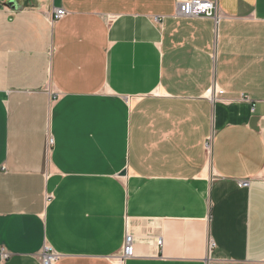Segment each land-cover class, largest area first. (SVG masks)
I'll return each mask as SVG.
<instances>
[{
	"label": "crops",
	"instance_id": "crops-1",
	"mask_svg": "<svg viewBox=\"0 0 264 264\" xmlns=\"http://www.w3.org/2000/svg\"><path fill=\"white\" fill-rule=\"evenodd\" d=\"M179 1L0 0V264H264V0Z\"/></svg>",
	"mask_w": 264,
	"mask_h": 264
},
{
	"label": "built area",
	"instance_id": "built-area-1",
	"mask_svg": "<svg viewBox=\"0 0 264 264\" xmlns=\"http://www.w3.org/2000/svg\"><path fill=\"white\" fill-rule=\"evenodd\" d=\"M216 3L215 0H181L177 3L176 12L177 15L183 17H202V18H212L217 19L215 13ZM65 15V10L62 8L55 9L52 20H57ZM206 149L208 150L209 144L206 143ZM242 187H247L249 181L244 180L239 183ZM158 244L161 241L158 240ZM133 257V236L128 232H125L123 238V249H122V260ZM8 258V253L4 248H0V261H4ZM41 264H55L58 255L54 249L48 245L44 244L39 254Z\"/></svg>",
	"mask_w": 264,
	"mask_h": 264
},
{
	"label": "water",
	"instance_id": "water-1",
	"mask_svg": "<svg viewBox=\"0 0 264 264\" xmlns=\"http://www.w3.org/2000/svg\"><path fill=\"white\" fill-rule=\"evenodd\" d=\"M121 174H123V173H121Z\"/></svg>",
	"mask_w": 264,
	"mask_h": 264
}]
</instances>
